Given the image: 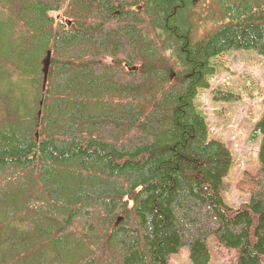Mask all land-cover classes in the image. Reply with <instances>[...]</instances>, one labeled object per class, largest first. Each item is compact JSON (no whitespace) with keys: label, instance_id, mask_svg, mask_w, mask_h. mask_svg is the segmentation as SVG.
Listing matches in <instances>:
<instances>
[{"label":"trees","instance_id":"1","mask_svg":"<svg viewBox=\"0 0 264 264\" xmlns=\"http://www.w3.org/2000/svg\"><path fill=\"white\" fill-rule=\"evenodd\" d=\"M243 49L264 0H0V264H264V113L233 207L195 102Z\"/></svg>","mask_w":264,"mask_h":264},{"label":"rangeland","instance_id":"2","mask_svg":"<svg viewBox=\"0 0 264 264\" xmlns=\"http://www.w3.org/2000/svg\"><path fill=\"white\" fill-rule=\"evenodd\" d=\"M215 61L209 84L199 89L195 102L206 117L209 137L230 150L232 161L222 195L228 206L237 207L249 201V194L239 188L245 173L253 175L260 167L255 126L264 113V55L243 49L224 52ZM233 253L217 247L211 264H229ZM169 264H190L189 249L181 247Z\"/></svg>","mask_w":264,"mask_h":264},{"label":"water","instance_id":"3","mask_svg":"<svg viewBox=\"0 0 264 264\" xmlns=\"http://www.w3.org/2000/svg\"><path fill=\"white\" fill-rule=\"evenodd\" d=\"M43 72H44V76H46L47 71H48V65H49V52L47 54V56L43 59Z\"/></svg>","mask_w":264,"mask_h":264}]
</instances>
